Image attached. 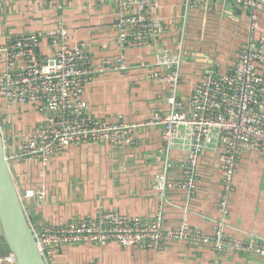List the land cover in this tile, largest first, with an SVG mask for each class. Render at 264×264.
Returning <instances> with one entry per match:
<instances>
[{
	"label": "crops",
	"instance_id": "obj_1",
	"mask_svg": "<svg viewBox=\"0 0 264 264\" xmlns=\"http://www.w3.org/2000/svg\"><path fill=\"white\" fill-rule=\"evenodd\" d=\"M187 8V0H160L154 17L163 29L160 41L179 65H158L153 47L122 51L117 43L114 0H17L0 7V44L16 35L48 32L65 26L66 43L85 44L94 63L125 57L127 70L98 73L84 87L82 99L93 115L109 122L141 123L153 109L170 112L172 96L188 106L195 86L207 66L227 71L239 49L250 39L249 12L235 0H213L206 8ZM264 32V11L259 13ZM40 49L51 57L55 47L43 37ZM264 73V69L260 68ZM179 72L180 82L173 80ZM149 76H154L150 79ZM42 116L35 105L6 103L0 96V121L7 130L24 133L36 128ZM160 125L140 127L135 144L109 142L73 144L48 162H13L21 191L45 186L46 197L25 199L36 226L61 224L72 218L93 217L100 209L123 215L155 218L161 215L166 229L186 222L202 234L213 236L216 222H225L224 233L246 242L264 240V154L243 150L234 176L229 213L219 210L222 194V147L206 150L195 169L196 191L172 188L165 195L154 187L164 173L171 181L186 179L187 154L168 151ZM169 169H166L167 165ZM0 256H4L0 254ZM13 263V262H12ZM0 262V264H12ZM14 264V263H13ZM52 264H264L254 253L217 251L211 245L170 241L161 249L83 243L57 250Z\"/></svg>",
	"mask_w": 264,
	"mask_h": 264
},
{
	"label": "built area",
	"instance_id": "obj_2",
	"mask_svg": "<svg viewBox=\"0 0 264 264\" xmlns=\"http://www.w3.org/2000/svg\"><path fill=\"white\" fill-rule=\"evenodd\" d=\"M0 0V7L7 2ZM202 0H187V8H197ZM213 0H206V8ZM226 1V0H217ZM250 16V39L238 51V57L225 71L207 66L185 107L176 96L169 98L170 112L153 109L150 118L141 123L109 122L93 115L90 105L82 99L85 85L93 75L127 70L125 57L117 61L94 63L91 49L85 44L66 43L67 29L59 26L48 32L16 35L0 44V96L6 103L35 105L42 116L36 128L24 133L7 130L0 121L7 158L13 162H48L65 152L73 144L109 142L118 146L135 144V133L140 127L160 125L168 151L181 149L187 154L186 179L171 181L161 175L154 187L163 195L172 188L196 191L195 169L199 156L206 150L222 147L220 168L222 194L219 210L229 213L234 176L243 150H257L264 154V32L258 38L252 34L260 29L259 13L264 11V0H235ZM118 31L117 43L122 51L153 47L162 67L179 65L167 46L160 41L163 29L154 14L160 0H114ZM47 37L55 47L51 57L45 56L41 40ZM150 79L154 76H149ZM175 83L179 72L173 73ZM168 164L166 169H169ZM21 200L46 197L45 186L38 190L20 192ZM225 222H216L215 234L209 236L184 222L174 229H166L163 218L133 217L116 210L100 209L93 217L72 218L61 224H43L32 229L41 255L53 263L57 250L69 245L93 243L105 245L116 242L122 247L141 246L161 249L170 241H187L211 245L221 252L254 253L264 257V240L249 242L228 237ZM7 256V255H6ZM5 257L13 261L11 256Z\"/></svg>",
	"mask_w": 264,
	"mask_h": 264
},
{
	"label": "water",
	"instance_id": "obj_3",
	"mask_svg": "<svg viewBox=\"0 0 264 264\" xmlns=\"http://www.w3.org/2000/svg\"><path fill=\"white\" fill-rule=\"evenodd\" d=\"M12 167L0 132V254L13 255L14 264H49L37 245Z\"/></svg>",
	"mask_w": 264,
	"mask_h": 264
},
{
	"label": "rangeland",
	"instance_id": "obj_4",
	"mask_svg": "<svg viewBox=\"0 0 264 264\" xmlns=\"http://www.w3.org/2000/svg\"><path fill=\"white\" fill-rule=\"evenodd\" d=\"M0 262H10V263H12L11 261H7L6 259H5V257H1L0 256ZM13 264V263H12Z\"/></svg>",
	"mask_w": 264,
	"mask_h": 264
},
{
	"label": "bare ground",
	"instance_id": "obj_5",
	"mask_svg": "<svg viewBox=\"0 0 264 264\" xmlns=\"http://www.w3.org/2000/svg\"><path fill=\"white\" fill-rule=\"evenodd\" d=\"M5 256H6V255H5ZM7 256H11V254H8ZM7 256H6V257H7ZM12 258H13V255H12Z\"/></svg>",
	"mask_w": 264,
	"mask_h": 264
}]
</instances>
